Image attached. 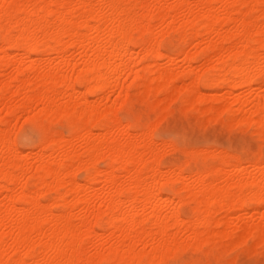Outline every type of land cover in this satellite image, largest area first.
Instances as JSON below:
<instances>
[{
    "label": "bare ground",
    "instance_id": "obj_1",
    "mask_svg": "<svg viewBox=\"0 0 264 264\" xmlns=\"http://www.w3.org/2000/svg\"><path fill=\"white\" fill-rule=\"evenodd\" d=\"M0 3L30 6L14 10L11 18L0 14V77L9 76L12 67L10 74L6 68L15 66L0 79V124L11 121L16 132V121L24 117L53 130L37 152L28 149L26 154L20 147L14 150L16 137L10 133L5 139L0 129V261L15 264L14 243L20 258L55 246L75 247V259L166 264L184 248L218 241L233 246L238 233L241 238L259 236L264 230L259 159L250 165L221 160L208 171L191 168L187 161L163 170L164 154L151 130L143 135L129 130L116 114L130 90L133 98L134 90L148 100L159 119L183 95L189 109L227 115L260 131L264 88L257 77L264 0ZM13 20L36 52L14 46L18 41L8 35ZM171 33L181 40L177 55L156 54L157 37L164 40ZM188 43L194 44L190 50ZM51 53L56 56L45 63L34 56ZM178 60L185 70H177ZM198 60L202 62L196 65ZM202 87L215 91L205 93ZM220 88H226L223 94ZM209 115L203 124L213 120ZM60 119L66 120L68 135L52 127ZM101 159L108 160L105 169L99 167ZM75 167L86 171L84 180L77 178L80 169L75 172ZM51 191L56 196L45 201ZM174 200L190 208L191 215L176 212ZM93 237L99 252L81 253L79 244Z\"/></svg>",
    "mask_w": 264,
    "mask_h": 264
},
{
    "label": "snow or ice",
    "instance_id": "obj_2",
    "mask_svg": "<svg viewBox=\"0 0 264 264\" xmlns=\"http://www.w3.org/2000/svg\"><path fill=\"white\" fill-rule=\"evenodd\" d=\"M30 7L26 5H17L13 3H0V14L5 18H11L14 10L18 8ZM43 9L44 5H36ZM50 7H55L51 5ZM61 8L66 5H60ZM118 7V6H117ZM193 7H196L193 5ZM264 8V5H262ZM14 29L9 30L8 35L18 41L17 45L22 46L28 50V53L36 52L38 49L32 47L30 39L24 40V33L20 31V25L12 21ZM260 22L264 25V15H261ZM264 35V32L261 33ZM171 37V34H169ZM7 39V37H6ZM165 40H160L158 37L153 45L156 54L163 55L165 49ZM23 41V43H19ZM257 77L261 81V87L264 88V47L261 48V55L258 61ZM117 118L129 125V130H135L140 134H144L151 130L152 138L165 148L170 149L168 155L171 157H178L180 160L188 161L189 163H196L204 159V149L208 146L209 140L216 142V147L219 149L216 159L226 163H234L236 161L254 160L259 156L261 164V187L259 193V203L264 205V110L259 114L260 116V131L257 134L255 127H249L247 123L235 124L228 120L223 121V126L220 122L214 126L212 124H203L199 121L193 123L191 120L185 118L179 112L170 114L164 119H159L155 113L146 109L140 102L131 96L121 106L120 111L116 114ZM255 119V118H254ZM154 126V128H153ZM20 129L19 132L12 130L11 121H5L0 124L5 139L11 133L16 137V144L14 150L17 149L20 143H38L45 140L52 134L46 123L25 119L23 125L20 121H16V126ZM163 162V161H162ZM252 191H255L253 187ZM254 203L255 200H250ZM174 210L182 216H190L191 209L186 207L184 203L179 200L172 202ZM264 222V217H261ZM97 229H93L95 233ZM241 233L244 229L240 230ZM239 242L230 246L229 250L225 251L223 248L206 245L204 247H188L183 250H178L174 256H171L166 264H264V230L259 236L244 235L241 238L240 233L237 235ZM5 243H10L8 238H5ZM11 247L15 248L12 256L15 257V264H118L115 260L105 259H75L72 256L75 254V247L67 250L63 248H50L47 252L33 249L27 255L20 258V249L16 244L12 243ZM120 247H125L122 243ZM87 249L89 253L96 254L99 252L97 238L93 237L79 244V251L83 253ZM127 251V248H125ZM0 264H4L0 261ZM7 264H13V260L9 259ZM119 264H126L125 261H119ZM136 264V261H132ZM140 264H149V261L142 260Z\"/></svg>",
    "mask_w": 264,
    "mask_h": 264
},
{
    "label": "rangeland",
    "instance_id": "obj_3",
    "mask_svg": "<svg viewBox=\"0 0 264 264\" xmlns=\"http://www.w3.org/2000/svg\"><path fill=\"white\" fill-rule=\"evenodd\" d=\"M170 2H172L173 0H169ZM165 38H168L167 40H166V42H165V45H164V49H165V51L164 52H166L167 54H171V55H177V52H178V48L180 47V45H182L181 44V40H179L180 38L178 37V35L177 34H173V33H171V37L169 36V34H167L166 36H165ZM179 38V39H178ZM165 40V39H164ZM171 43H170V42ZM168 42V43H167ZM194 44L192 43H188V44H185V48H187L188 46V48H187V50H190V49H192V47L191 46H193ZM166 46V47H165ZM181 55L182 54H180L179 55V57H181ZM35 56V58L36 57H39V59L41 58V60L40 61H42V63H45L49 58H53V56L55 57L56 56V54L55 53H51L50 54V56H46V55H44V54H42L41 56H36V55H34ZM47 57V58H46ZM49 57V58H48ZM43 58V59H42ZM165 58H167V57H164L163 59H161V62L162 61H164L165 60ZM47 59V60H46ZM168 59V58H167ZM166 59V60H167ZM168 61V60H167ZM202 61L201 60H198L197 62H196V65H197V63H201ZM162 63H166V62H162ZM178 65H177V70L178 71H182V70H185L186 68H187V66L183 63V61L182 60H178L177 62H176ZM55 64V63H54ZM200 66V65H199ZM12 67V68H11ZM14 67V68H13ZM11 68V69H10ZM11 70V71H13L14 72V70H15V66H9V67H7L6 68V72L8 71V70ZM14 69V70H13ZM10 70L8 71V74H10ZM13 72H11V74L13 73ZM10 74V75H11ZM5 75H7L6 73H5ZM4 75V76H5ZM9 75V76H10ZM4 76L2 77L3 79H5L4 78ZM8 76V75H7ZM6 76V78H8ZM1 77H0V79H2ZM2 79V80H3ZM222 89V90H221ZM202 90L205 92H207V93H209V91H210V93H212V92H214L215 90H212V89H210V88H206V87H202ZM219 90V91H218ZM217 91L219 92V93H221V94H223L221 91H223V92H225V90H226V88H220V89H218ZM205 92V93H206ZM133 94L135 95V97L134 98H137V100L140 102V104L142 105V106H144L146 109H148V110H151L152 112H154L155 113V116H157V117H159V112H158V110H152L150 107H149V102H146V101H148V100H146V99H143V98H141L140 99V97H139V95L138 94H136L135 92H134V90H133ZM89 97H91L90 99L92 100H94V98L96 99L97 98V96H95V95H90ZM94 97V98H93ZM180 98H183V95H179L176 99H174L171 103H170V106H169V109L166 111V113L163 115V116H160V117H163V119L166 117V116H168V115H170V114H174V113H177V112H179L180 114H182V115H184L185 116V118H187V119H189V120H191L193 123H196L198 120H199V122H203V119H205V115L207 116V115H209V114H202L198 109H195V110H193V109H189V108H187V105L183 102V100L182 99H180ZM18 100L20 101V98H18ZM181 100V101H180ZM182 109H184L183 111H184V113H183V111H180V110H182ZM155 111H157V112H155ZM170 111H171V113H170ZM182 112V113H181ZM201 113V114H200ZM158 114V115H157ZM211 115H213V114H211ZM211 115H209V117L210 118H212L213 120H210L209 118H207V123L208 124H212V125H216L217 124V122L219 121L220 122V126L222 127L223 126V121L224 120H228V121H230V122H232V123H235V124H244V122L242 123L241 121H240V123L237 121V120H230L229 118H228V116L227 115H223V116H214V117H216V118H214V117H211ZM214 119H216V120H218V121H214ZM162 120V119H161ZM24 121V117H22V119H21V121H20V124L21 125H23V122ZM60 121V122H59ZM205 121H206V119H205ZM213 121V122H212ZM247 123V122H246ZM205 125H207V124H205ZM255 127L256 125L255 124H249V127H253V126ZM52 127L55 129V130H57V131H59V132H61V133H63L64 135H68L69 134V128H68V124H67V122H66V120H63V119H60V120H55V121H53V123H52ZM17 129V128H16ZM255 129H257L256 130V133L258 134L259 133V129H258V127L256 126L255 127ZM20 131V129L18 128L17 129V131L16 132H19ZM76 143V145H77V147L78 148H80V142H78V141H76L75 142ZM156 144H157V142H156ZM38 145H39V142L38 143H31V144H29V143H20V145H19V147H20V149L23 151V152H27L28 153V149H30L31 151H33V152H37L38 150H37V148H38ZM158 145V147H159V149L161 150L162 149V153L164 154L163 155V158H162V168H163V170H166V168L168 167V166H170V165H183V164H185V163H187V161H184V160H180L178 157H171V156H169L168 155V152L170 151V149H168V151H166V150H164V149H166V148H163L164 146H162L161 144H157ZM207 147L205 148V157H204V159L203 160H201V161H199V162H196V163H194V164H192V163H189V166L191 167V168H195V169H204V170H206V171H208L209 170V168H210V170H214V169H216L215 167L217 166H219L220 165V162L216 159V154L214 153V151L212 152V151H210V149L209 150H207L208 148H211L212 147V149H213V147L215 148V152L216 153H218V148L216 147V142L214 141V140H209L208 142H207ZM162 146V148H160ZM34 149V150H33ZM37 150V151H36ZM207 150V151H206ZM166 153V155H167V159H165V153ZM210 152H212L211 154H210ZM26 153V154H27ZM29 153H30V151H29ZM206 153H207V155H206ZM214 153V154H213ZM209 154V155H208ZM171 157V158H170ZM259 159V156H256L255 157V159ZM36 159L37 158H30V160L31 161H34V162H36ZM163 159H165V160H163ZM169 159V160H168ZM173 160V161H172ZM178 160H180V162H178ZM171 161V162H170ZM250 161V162H249ZM253 160H247V161H242L243 163H244V165H250V163L252 162ZM108 160L107 159H101L98 163H99V167L100 168H106L107 166H108ZM178 162V163H177ZM181 163H183V164H181ZM246 163V164H245ZM216 166H215V165ZM259 164H260V162H259ZM77 166H78V164H76ZM195 165V166H194ZM261 165V164H260ZM212 166H214V167H212ZM76 169H75V172H76V170L78 171L79 169V171L78 172H76V176H77V178L81 181V180H84L85 179V177H86V175H85V173H86V171L84 170V169H81V168H79L78 167V169H77V167H75ZM104 168V169H105ZM85 175V176H84ZM55 194V195H54ZM2 196L4 197V195H2V194H0V199L2 200L3 198H2ZM56 196V192H54V191H51V192H48L47 194H46V199H45V201L46 200H51L53 197H55ZM61 208V207H60ZM256 220H259V218H257ZM216 244V245H215ZM206 245H211V246H213L214 245V247H219V248H223L224 250H229V248H230V246L232 245V244H230V246L229 245H227V246H225L223 243H221L220 244V242L218 241V242H214V244L213 243H210V244H206ZM206 245H204V246H206ZM220 245V246H219ZM204 246H200V247H204ZM225 247V248H224ZM228 248V249H227ZM162 264V263H161Z\"/></svg>",
    "mask_w": 264,
    "mask_h": 264
}]
</instances>
